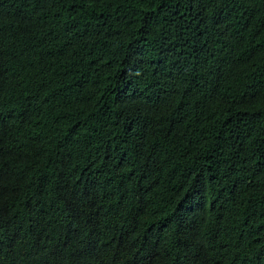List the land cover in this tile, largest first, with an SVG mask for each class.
I'll use <instances>...</instances> for the list:
<instances>
[{
  "label": "trees",
  "instance_id": "16d2710c",
  "mask_svg": "<svg viewBox=\"0 0 264 264\" xmlns=\"http://www.w3.org/2000/svg\"><path fill=\"white\" fill-rule=\"evenodd\" d=\"M0 264H264V0H0Z\"/></svg>",
  "mask_w": 264,
  "mask_h": 264
},
{
  "label": "clouds",
  "instance_id": "9594fccd",
  "mask_svg": "<svg viewBox=\"0 0 264 264\" xmlns=\"http://www.w3.org/2000/svg\"><path fill=\"white\" fill-rule=\"evenodd\" d=\"M84 208H85L84 206H81V209H84ZM55 235H56V232L47 235V236L44 237L43 239H47L46 243H49V242H52V241L56 240V239L59 237V236L54 237Z\"/></svg>",
  "mask_w": 264,
  "mask_h": 264
}]
</instances>
